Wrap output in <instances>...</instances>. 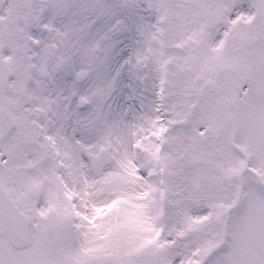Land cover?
Instances as JSON below:
<instances>
[{"label":"snow or ice","instance_id":"snow-or-ice-1","mask_svg":"<svg viewBox=\"0 0 264 264\" xmlns=\"http://www.w3.org/2000/svg\"><path fill=\"white\" fill-rule=\"evenodd\" d=\"M0 264H264V0H0Z\"/></svg>","mask_w":264,"mask_h":264}]
</instances>
